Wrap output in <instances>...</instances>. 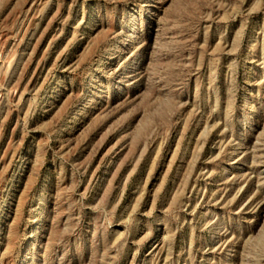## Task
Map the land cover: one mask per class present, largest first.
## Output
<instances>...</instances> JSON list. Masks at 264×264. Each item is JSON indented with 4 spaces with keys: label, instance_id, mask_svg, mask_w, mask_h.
Masks as SVG:
<instances>
[{
    "label": "rangeland",
    "instance_id": "374dc122",
    "mask_svg": "<svg viewBox=\"0 0 264 264\" xmlns=\"http://www.w3.org/2000/svg\"><path fill=\"white\" fill-rule=\"evenodd\" d=\"M0 264H264V0H0Z\"/></svg>",
    "mask_w": 264,
    "mask_h": 264
}]
</instances>
